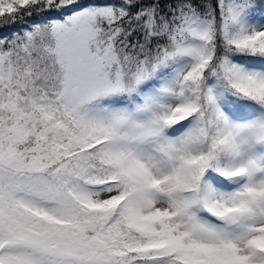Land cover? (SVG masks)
<instances>
[{
  "label": "snow or ice",
  "instance_id": "1",
  "mask_svg": "<svg viewBox=\"0 0 264 264\" xmlns=\"http://www.w3.org/2000/svg\"><path fill=\"white\" fill-rule=\"evenodd\" d=\"M0 264H264V0H0Z\"/></svg>",
  "mask_w": 264,
  "mask_h": 264
}]
</instances>
